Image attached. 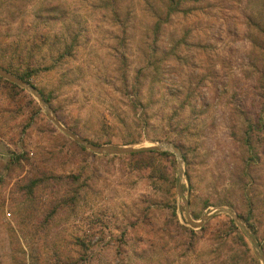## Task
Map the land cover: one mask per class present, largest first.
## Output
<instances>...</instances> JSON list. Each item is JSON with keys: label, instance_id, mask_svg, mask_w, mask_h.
<instances>
[{"label": "rangeland", "instance_id": "374dc122", "mask_svg": "<svg viewBox=\"0 0 264 264\" xmlns=\"http://www.w3.org/2000/svg\"><path fill=\"white\" fill-rule=\"evenodd\" d=\"M0 67L182 156L0 77V264H264V0H0Z\"/></svg>", "mask_w": 264, "mask_h": 264}, {"label": "water", "instance_id": "95a60500", "mask_svg": "<svg viewBox=\"0 0 264 264\" xmlns=\"http://www.w3.org/2000/svg\"><path fill=\"white\" fill-rule=\"evenodd\" d=\"M0 77L24 88L29 93H31L40 102L41 106L43 107V109L45 110L47 114V117L58 129H60L63 133H65L71 139H73L74 141H76L77 143L86 147L87 149H89L90 151L94 153L101 154V155H130V154H135V153H140V152H149V151H157V152L170 151L177 155L180 165L182 164V156L179 153L178 149L168 146V145H161L158 147H151V148L135 149V148L112 147V146H98V145L91 143L88 140L82 139L79 136L72 133L69 129L64 127L59 122V120L55 117L53 111L51 110V108L49 107V105L47 104L43 96L37 91V89L34 86L22 80L21 78H18L12 75L11 73L5 71L1 67H0ZM181 175H183L182 172H181ZM179 188L181 190V186ZM185 207L188 213V222L193 228H201L204 225V223H206L210 218L209 215H206L202 218L200 223H196L191 219L189 215V203L187 201H185ZM223 211L226 213H229L234 219V221H236L246 231L250 239L254 242V239L252 238V235L248 231V228L244 224L243 220L237 214H235L233 210H223ZM261 259L264 262L263 255H261Z\"/></svg>", "mask_w": 264, "mask_h": 264}, {"label": "trees", "instance_id": "16d2710c", "mask_svg": "<svg viewBox=\"0 0 264 264\" xmlns=\"http://www.w3.org/2000/svg\"><path fill=\"white\" fill-rule=\"evenodd\" d=\"M22 80H25L28 82V76L26 74L19 76ZM15 86V85H14ZM47 101V103H49V101L47 99H45ZM171 155L168 152H156V151H149V152H140V153H135V154H130V158H136V157H149L151 159H155V158H161L164 156H168ZM149 166V165H146ZM38 183L34 184V187L37 186ZM33 192V191H32ZM232 223L235 225L234 220H232Z\"/></svg>", "mask_w": 264, "mask_h": 264}]
</instances>
